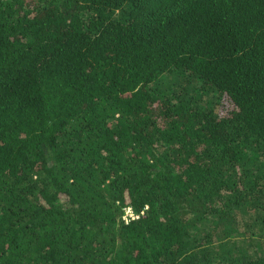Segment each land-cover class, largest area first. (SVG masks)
<instances>
[{
    "label": "trees",
    "instance_id": "1",
    "mask_svg": "<svg viewBox=\"0 0 264 264\" xmlns=\"http://www.w3.org/2000/svg\"><path fill=\"white\" fill-rule=\"evenodd\" d=\"M0 264H264V0H0Z\"/></svg>",
    "mask_w": 264,
    "mask_h": 264
},
{
    "label": "built area",
    "instance_id": "2",
    "mask_svg": "<svg viewBox=\"0 0 264 264\" xmlns=\"http://www.w3.org/2000/svg\"><path fill=\"white\" fill-rule=\"evenodd\" d=\"M124 210H125V211H124V214H123V218H124L126 221H127L128 219H130V218H133V217H135V216H138V214L135 213V212L133 211V209H132L130 206L125 207Z\"/></svg>",
    "mask_w": 264,
    "mask_h": 264
}]
</instances>
